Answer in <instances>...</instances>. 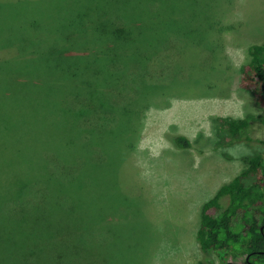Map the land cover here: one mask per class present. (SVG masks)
Masks as SVG:
<instances>
[{
    "label": "rangeland",
    "instance_id": "1",
    "mask_svg": "<svg viewBox=\"0 0 264 264\" xmlns=\"http://www.w3.org/2000/svg\"><path fill=\"white\" fill-rule=\"evenodd\" d=\"M38 1L39 11L0 14V264H222L195 237L201 204L264 152V107L239 83L264 38V0ZM93 52L106 66L115 57L114 74L81 83ZM49 70L68 90L51 88ZM84 94L87 122L49 102ZM123 106L136 116L126 135L120 116L98 117ZM246 116L228 141L217 118ZM175 134L191 146L176 147Z\"/></svg>",
    "mask_w": 264,
    "mask_h": 264
},
{
    "label": "trees",
    "instance_id": "2",
    "mask_svg": "<svg viewBox=\"0 0 264 264\" xmlns=\"http://www.w3.org/2000/svg\"><path fill=\"white\" fill-rule=\"evenodd\" d=\"M62 2H65V0H50L52 8L59 7ZM28 6H33L39 11L40 6L38 0L32 2H30V0H0V14L2 13L3 15H9L11 17L21 14L25 15L23 14L25 13L24 8ZM37 17L38 15L35 19ZM81 17H85V14L82 13L76 18H71V21L69 22H67V20L61 22L59 28H74L79 24ZM33 20L34 19L30 20L31 26L33 25ZM22 25L23 23L17 25L18 31L22 29ZM98 29L99 32L97 33H100V27ZM121 29L122 28H118V32L115 34V37L118 38L119 41L122 37ZM131 34L127 37L124 35V38L132 37L133 35ZM98 36H101V34ZM16 42H18L15 46L16 48L23 47L24 44H26L25 39L18 41L13 40L10 43L13 48ZM110 43L113 45L112 41H110ZM116 43L119 47L121 46V41H116ZM248 53V60L241 66L239 83L241 87L252 91L255 101L264 107V38L259 43L251 44L248 47ZM104 57L105 55L101 52H93V54L87 59L86 70H80L79 72L81 83H86L87 76L90 78L91 73L96 74L100 71L109 70V72L114 74L111 66H115V57L113 55L110 56V60L112 61L109 63L110 66H106L103 63ZM106 58L108 59V57ZM33 60L34 59L30 60V62ZM126 68L121 70L120 73L125 72ZM144 71L145 70H142L138 73L142 74ZM74 72L75 70L71 65L65 67L66 74L71 75ZM83 72L86 75H83ZM46 75L47 81L51 84L53 90L56 89L58 92L68 90L65 86L61 87L62 84L59 82L61 79H59V75L55 77L51 70H49ZM139 77L140 75L138 76V81ZM10 79L11 83L19 81V79L15 80L16 78ZM130 81H134L132 87H135L138 83L135 82L133 78H130ZM98 82L99 81H96L95 83L96 89L103 90L107 88L106 85L99 86ZM83 85L85 88V84ZM143 86L144 84L141 85L140 89H142ZM138 92H140V90H138ZM86 96L87 95L85 94L81 96L77 95L76 104L71 101L68 103L67 100L66 102H63V99L61 98L49 102L51 105H61L60 109L65 112L75 106L81 113L82 106H84L83 99ZM136 100L137 104H143L139 99ZM134 106H130L127 109V116L126 107L124 106L122 109L116 107L102 109L98 112L100 114L98 115L99 120L112 123L116 115L120 116L125 125L122 134L126 135V132L127 134L129 133L128 131L130 130L133 118L136 117L135 112L133 113ZM250 118L251 117L248 116L243 118L218 117L217 121L221 125L220 128L222 129V132L226 134V139L228 141H234L239 139L242 131L247 128ZM55 119V117H51L49 121L46 122V125L48 126L49 123H54L53 121ZM81 120L87 122V118H85L83 114ZM84 129L91 134H94L92 132H95L96 130L101 131V129L96 127H84ZM170 141L179 148H188L191 146V141L182 134L172 135ZM244 159L246 166L230 181L221 184L216 192L206 199L200 207L199 225L195 238L204 254L208 255L210 253H215L221 259L222 264H240L233 261H227L226 257L229 254L236 256L242 253L245 255L249 254L248 259L251 262L249 263L245 261L244 264H264V252H261L264 250V152L259 151L251 156H244ZM199 264L203 263L199 262Z\"/></svg>",
    "mask_w": 264,
    "mask_h": 264
},
{
    "label": "flooded vegetation",
    "instance_id": "3",
    "mask_svg": "<svg viewBox=\"0 0 264 264\" xmlns=\"http://www.w3.org/2000/svg\"><path fill=\"white\" fill-rule=\"evenodd\" d=\"M245 261H247V262L251 263V262L249 261V259H248L247 255L245 256V258H244L243 262H242V263H240V264H244V263H245Z\"/></svg>",
    "mask_w": 264,
    "mask_h": 264
},
{
    "label": "water",
    "instance_id": "4",
    "mask_svg": "<svg viewBox=\"0 0 264 264\" xmlns=\"http://www.w3.org/2000/svg\"><path fill=\"white\" fill-rule=\"evenodd\" d=\"M261 230H262V228H261ZM261 252H264V250L263 251H261ZM249 256V254L247 255V257Z\"/></svg>",
    "mask_w": 264,
    "mask_h": 264
},
{
    "label": "clouds",
    "instance_id": "5",
    "mask_svg": "<svg viewBox=\"0 0 264 264\" xmlns=\"http://www.w3.org/2000/svg\"><path fill=\"white\" fill-rule=\"evenodd\" d=\"M246 256V255H245ZM232 262V261H231ZM234 262V261H233ZM237 263V262H236Z\"/></svg>",
    "mask_w": 264,
    "mask_h": 264
}]
</instances>
